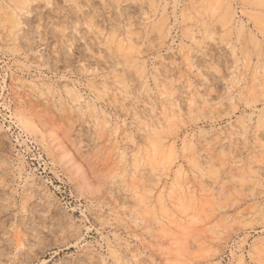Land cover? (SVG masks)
Listing matches in <instances>:
<instances>
[{"label":"rangeland","instance_id":"1","mask_svg":"<svg viewBox=\"0 0 264 264\" xmlns=\"http://www.w3.org/2000/svg\"><path fill=\"white\" fill-rule=\"evenodd\" d=\"M0 264H264V0H0Z\"/></svg>","mask_w":264,"mask_h":264},{"label":"bare ground","instance_id":"2","mask_svg":"<svg viewBox=\"0 0 264 264\" xmlns=\"http://www.w3.org/2000/svg\"><path fill=\"white\" fill-rule=\"evenodd\" d=\"M60 166L66 171L71 180L75 184V188L80 191H87L86 185L88 184V178L84 172L81 164L76 162L74 158L68 153H63L59 157H56Z\"/></svg>","mask_w":264,"mask_h":264}]
</instances>
